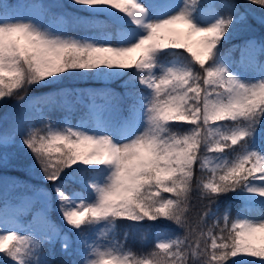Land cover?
I'll list each match as a JSON object with an SVG mask.
<instances>
[{
    "label": "snow or ice",
    "instance_id": "snow-or-ice-1",
    "mask_svg": "<svg viewBox=\"0 0 264 264\" xmlns=\"http://www.w3.org/2000/svg\"><path fill=\"white\" fill-rule=\"evenodd\" d=\"M70 3L71 16L41 5L25 17L0 4V102L41 113V126L25 120L0 144L19 135L52 185L37 194L46 204L55 194L75 233L81 260L71 264H264V43L246 41L238 55L223 47L247 14L234 0ZM116 81L123 94L110 87ZM50 87L46 99L27 96ZM47 107L66 115L44 119ZM229 193L240 202L235 217L218 203ZM194 196L206 201L195 224ZM119 221L130 222L123 239ZM145 222L141 241L157 227L156 242L138 253L127 240ZM57 241L72 255V239L46 210L28 224L0 212L3 264H53L43 246Z\"/></svg>",
    "mask_w": 264,
    "mask_h": 264
},
{
    "label": "rangeland",
    "instance_id": "rangeland-1",
    "mask_svg": "<svg viewBox=\"0 0 264 264\" xmlns=\"http://www.w3.org/2000/svg\"><path fill=\"white\" fill-rule=\"evenodd\" d=\"M177 2H179V0H177ZM0 4L11 5L12 7L9 9V12L12 15L21 17L29 15L33 10V6L39 7L41 5H48L52 7V10L56 13H66L69 16L75 13V8L71 6L70 0H0ZM58 4L61 5V7H55ZM67 34L81 35V33L71 28L67 30ZM249 40L258 44L261 43L258 38L252 36L247 38L244 43ZM244 43L242 45H244ZM223 47L225 50L232 49L234 54L238 55L236 50L239 47H237L235 43ZM99 83L104 85L105 82L99 81ZM65 84L72 87L92 89V86L87 85L83 81L78 83L66 81ZM118 84V81L110 84V87L114 89L116 93L119 92L114 86ZM23 109H25V106L18 103L16 99L9 103L0 102V137H2L5 132L11 133L14 128H18L22 124L24 118L20 116V113ZM46 111V109L43 111L44 119H47L44 116ZM82 111V106L76 105L75 111L71 116L73 125L77 123ZM34 112L38 113L40 110L37 109ZM65 115L66 113L63 109L57 110L54 117H52L53 119H50V121H61ZM224 123L228 124L229 122ZM33 124L39 127L41 126V120L33 122ZM181 126L182 125L179 127ZM190 127V125H185V130ZM0 158L3 159V163L0 164V212H3L5 209H7L9 213L15 212L22 224H28L30 222H34V217L37 213L46 210L49 215V219L54 221L55 224L72 239V249L75 251V249L79 247L76 243L75 233L61 220L58 206L56 204L55 194H52L51 201L47 204L37 194V190H46L47 192H51L52 185L50 183H46L42 179L39 166L36 165L31 153L20 146L19 135L15 136L14 144L11 142L7 144H0ZM66 191L70 192L71 189H66ZM4 192H7L5 194L6 196H2ZM239 208L240 204L233 217H235ZM249 218L257 220L262 217L259 212H252L249 214ZM157 224L160 227H164L166 222H157ZM167 226L171 228L172 231L181 233V230L177 229L174 225ZM157 230V227H153L152 230L147 233L149 236L151 235L150 241H152L153 244L156 242L155 233ZM54 245H57L62 251L60 242L57 241ZM128 247H130V245H128ZM248 259L255 260L254 258ZM0 264H3L2 260H0Z\"/></svg>",
    "mask_w": 264,
    "mask_h": 264
},
{
    "label": "trees",
    "instance_id": "trees-1",
    "mask_svg": "<svg viewBox=\"0 0 264 264\" xmlns=\"http://www.w3.org/2000/svg\"><path fill=\"white\" fill-rule=\"evenodd\" d=\"M234 2L239 5V10L242 13L247 14V22L243 25H238L233 29V34L229 39L228 43L224 46H228L229 44H236L237 47H240L244 41L249 37H256L260 40L261 43H264V6L257 5L251 3V0H234ZM222 13L225 11L224 9L220 10ZM86 84L92 85L93 88L99 90L102 89L103 86L99 84L98 81H84ZM122 81H120L119 86L115 88L123 94L124 89L121 87ZM55 88L50 87L46 89L33 88L28 91V97H37L41 100L47 98V94H54ZM14 99H8L6 103L12 102ZM35 103V101H33ZM47 111L44 116L50 120L54 117L56 110H60L61 108L56 107H47L45 108ZM20 116L25 120L33 122H38L41 120V113H36L30 108L23 109L20 113ZM182 129L185 130V125L181 126ZM199 174V173H198ZM4 196V195H3ZM220 210L223 212L224 208L231 204V215L235 214L240 202L234 199V194H227L222 196L219 200ZM206 201L199 200L196 196L193 197L192 200V209L189 213L191 221L195 224L199 218V215L203 212ZM129 223L127 221H119V230L118 237L123 239V233L129 227ZM148 222H145L141 230H130V236L127 240V246L136 251H147L154 247L153 243L150 241V236L147 234V239L145 241H141L140 237L143 233V229L147 228ZM183 233L181 232V235ZM43 251L45 254H48L51 258V253H54V261L53 264H71L72 260L80 261V256L76 254L75 251L72 252V255H66L62 253L56 246H52L49 244H44ZM256 259V258H254Z\"/></svg>",
    "mask_w": 264,
    "mask_h": 264
}]
</instances>
